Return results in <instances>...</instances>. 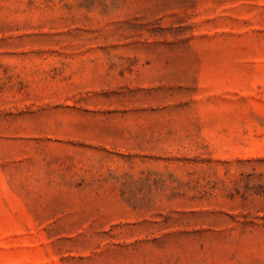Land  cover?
I'll use <instances>...</instances> for the list:
<instances>
[{
	"label": "rangeland",
	"instance_id": "374dc122",
	"mask_svg": "<svg viewBox=\"0 0 264 264\" xmlns=\"http://www.w3.org/2000/svg\"><path fill=\"white\" fill-rule=\"evenodd\" d=\"M0 264H264V0H0Z\"/></svg>",
	"mask_w": 264,
	"mask_h": 264
}]
</instances>
